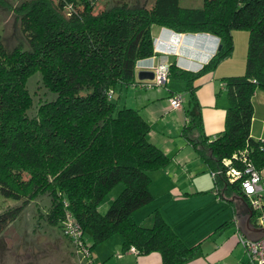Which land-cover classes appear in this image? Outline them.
<instances>
[{
    "label": "trees",
    "instance_id": "1",
    "mask_svg": "<svg viewBox=\"0 0 264 264\" xmlns=\"http://www.w3.org/2000/svg\"><path fill=\"white\" fill-rule=\"evenodd\" d=\"M97 1L21 0L14 12L25 45L7 48L0 37V195L16 203L0 211V234L29 202L46 196L48 226L68 241L75 230L89 252L116 234L122 251L133 246L136 254L158 252L161 264H183L195 247L185 246L157 210L146 223L132 220L131 213L152 200L149 173L169 158L148 140L150 124L138 110L113 100L112 92L139 83L136 63L155 55L152 25L217 37L219 48L195 71L166 61V83L181 87L168 89V99L178 95L181 108L186 96L181 135L216 173L214 184L241 196L239 180L225 177L222 160L245 149L259 172L264 167V139L249 135L251 97L264 91V0H202L197 8L180 7L178 0L150 6L110 0L94 12ZM237 29L247 31L244 69L219 78L226 98L223 128L208 137L194 82L230 56ZM34 73L42 89L30 91ZM231 163L241 168L238 159ZM118 182L121 190L100 214L98 204Z\"/></svg>",
    "mask_w": 264,
    "mask_h": 264
},
{
    "label": "crops",
    "instance_id": "2",
    "mask_svg": "<svg viewBox=\"0 0 264 264\" xmlns=\"http://www.w3.org/2000/svg\"><path fill=\"white\" fill-rule=\"evenodd\" d=\"M150 35L155 56L162 54L160 60L173 62L186 71L197 70L215 52L218 44L214 36L176 34L157 25L150 27ZM150 59L155 61L152 56L139 60L134 74L148 68ZM227 60H222L214 70L194 82L198 86L195 95L200 107L202 129L208 137L223 128L226 98L219 78L234 72V69H229L231 61ZM137 85L140 87L133 90L129 106L138 110L147 122L155 119V113L159 114V118L170 113V130L174 131L181 123L179 109H172L168 101L162 100L168 99L170 92L166 90L165 95L164 90H158L157 86ZM174 86L181 88L178 84ZM159 100L165 102V106L158 104ZM254 109L253 102L249 128L251 137L256 131L253 129ZM185 144H189L186 139ZM166 156L169 158L168 164L149 173L151 202L134 210L132 220L137 224L146 223L148 216L157 210L185 246L195 247L193 258L183 264H249L238 241L239 235L245 236L237 227L241 216L248 212L245 200L234 190L214 184L209 170L198 156L181 153ZM195 158H198L197 163ZM262 174L261 169L260 175L264 177ZM90 256L93 264H161L160 254L156 251L143 255L122 251L118 235H111L97 243L90 250Z\"/></svg>",
    "mask_w": 264,
    "mask_h": 264
},
{
    "label": "rangeland",
    "instance_id": "3",
    "mask_svg": "<svg viewBox=\"0 0 264 264\" xmlns=\"http://www.w3.org/2000/svg\"><path fill=\"white\" fill-rule=\"evenodd\" d=\"M20 1L21 0H0V37L7 48H12L16 45L23 47L25 45L17 22V15L14 12V8ZM104 1H107L108 3L110 0H98L95 3L93 11L97 12V5L101 6ZM144 1H147V6H150L153 2V0ZM201 3L202 0H178V5L180 7L197 8L201 6ZM152 31L153 30H151V32ZM231 34L232 50L230 55L232 56H229L230 58L227 57V62L231 61L229 69H234L232 74H241L245 63L247 31L244 29H237L232 31ZM160 56H162V54ZM135 80L139 81V83H133L135 85L134 87L129 85L126 89L122 88L120 93H117L116 91L112 92L113 100H117L118 97L120 103L129 106V100L133 90L136 89L135 87L137 86L138 88L140 87L137 84L153 83L152 80H137L134 74V81ZM39 83V73H34L27 80V89L30 91L35 87L42 89V87L39 86ZM174 85L175 83L168 82L164 88H162L163 86H157V89L160 91L164 90L166 95L168 89H178V87H175ZM141 89L143 90V88ZM255 91H260L262 94H255L257 93ZM255 91L251 97L252 107L253 102L255 106L253 129L256 130L252 137L256 138V140H263L264 91L260 89H256ZM186 99V96L183 95V107L181 109L177 108L179 109L177 111L180 113L179 120L181 123L174 131L170 130V113L165 114L161 118L158 117V113H155V119L148 122L151 124L147 133L148 140L164 151L168 156L175 153L189 154L191 157L197 156L191 145L185 144V137L180 133V127L182 126V123H184L183 114L187 109ZM162 100L168 101L166 98ZM162 100H159L158 104L161 103L165 106V102H161ZM141 117L143 118L142 115ZM195 159H197L195 161V163H197L198 158ZM262 173L264 174V167L262 168ZM121 188L122 183L118 182L105 194L97 206V210L100 214H103L106 211L109 202L118 194ZM15 204L16 203L13 200L4 198L0 195V211ZM48 205L49 201L46 196L35 198L29 202L20 215L1 232L0 264H85V259H83L82 254H80L81 252L75 251L72 242L68 241V238L59 233L55 227H50L45 222L43 214L46 213Z\"/></svg>",
    "mask_w": 264,
    "mask_h": 264
},
{
    "label": "built area",
    "instance_id": "4",
    "mask_svg": "<svg viewBox=\"0 0 264 264\" xmlns=\"http://www.w3.org/2000/svg\"><path fill=\"white\" fill-rule=\"evenodd\" d=\"M152 58L155 59V61L150 59L148 68L145 70L152 71L153 83H145L142 84V86H162L167 82V62L160 60V56L156 57L153 55ZM168 102L172 109L180 108L181 99L178 95L169 98ZM245 153L246 150L244 149V151L234 153L231 156L232 159H238L239 162H241L242 165L239 169L232 166L231 158L223 159L222 163L225 166L223 173L230 182L239 180L240 194L244 198L247 209L250 212V221L253 226L263 229V235L257 240L252 241L239 235L238 241L249 264H264V177L260 175V172ZM209 174L211 178L216 175V173L213 172ZM69 235L75 251L81 252L80 254H82L83 259H85V264H93L90 252L77 242L78 233L74 230L71 231ZM127 251L134 254L137 253L133 246H130Z\"/></svg>",
    "mask_w": 264,
    "mask_h": 264
},
{
    "label": "water",
    "instance_id": "5",
    "mask_svg": "<svg viewBox=\"0 0 264 264\" xmlns=\"http://www.w3.org/2000/svg\"><path fill=\"white\" fill-rule=\"evenodd\" d=\"M219 48V45L217 46ZM216 48V49H217ZM137 80H152L153 73L151 70H141L136 73ZM237 227L240 229V232L243 233L245 238L249 240H257L263 235V229L258 228L252 225L250 221V212L248 211L246 215H242L239 220Z\"/></svg>",
    "mask_w": 264,
    "mask_h": 264
},
{
    "label": "clouds",
    "instance_id": "6",
    "mask_svg": "<svg viewBox=\"0 0 264 264\" xmlns=\"http://www.w3.org/2000/svg\"><path fill=\"white\" fill-rule=\"evenodd\" d=\"M214 39H215L216 43H219V39L217 37H214ZM217 46H218V44H217Z\"/></svg>",
    "mask_w": 264,
    "mask_h": 264
}]
</instances>
